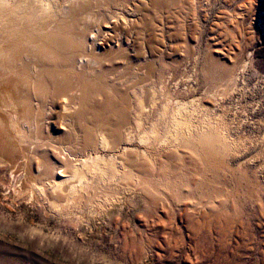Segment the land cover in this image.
Here are the masks:
<instances>
[{"label": "rangeland", "instance_id": "374dc122", "mask_svg": "<svg viewBox=\"0 0 264 264\" xmlns=\"http://www.w3.org/2000/svg\"><path fill=\"white\" fill-rule=\"evenodd\" d=\"M97 5L87 12L85 23L69 24L66 34L61 33L60 45L53 49L61 60L40 64L46 66L44 80L60 87L56 102L50 100L54 114L43 121L48 131L64 139L62 125L75 126L70 128L77 135L65 138L64 144L72 145L68 149L78 157L84 131L117 124L119 116L122 130L134 128L132 93L146 95L153 88L159 106L198 100L195 120L203 126L218 123L226 141L192 150L153 142L150 161L127 164L137 184L108 180L95 190L93 205L84 200L62 215L30 196L32 185H39L41 152L47 150V158L56 163L58 157L71 156L53 146L40 147L47 139L23 140L6 125L15 152L4 159L16 167L14 175L23 187L18 190L2 180L0 169V264H264V0H103ZM75 32L87 40L75 51L78 56L65 45L64 36L71 40L69 34ZM35 35L29 32L31 39ZM90 45L98 60L85 72L78 67ZM231 76L235 83L225 89ZM35 98L33 111L41 101ZM64 98L72 101L71 112L76 110L68 119L60 109ZM37 109L42 118L46 111ZM93 148L88 146L87 153ZM124 149L128 155L145 147L135 133L110 155L123 162L128 157Z\"/></svg>", "mask_w": 264, "mask_h": 264}, {"label": "bare ground", "instance_id": "6f19581e", "mask_svg": "<svg viewBox=\"0 0 264 264\" xmlns=\"http://www.w3.org/2000/svg\"><path fill=\"white\" fill-rule=\"evenodd\" d=\"M101 1H103V0H0V109H5V112L0 111V138H1V143H0V169H1V174H2L1 175L2 180H4V181L7 180L9 182L10 186L12 185V186L16 187V189H18V190H21V188L23 187V183H22L21 179L18 180V178L15 177V175H14V169L16 167L14 165H10L12 162H8L6 158L4 159V156L6 154L10 156V154L14 151V148H15V147H13L14 144L10 140V138L13 137V135L12 136L10 135V137H9V135L6 134V131H5L6 125L7 126L12 125L11 127H13V129H14V131L12 133L15 134V136L17 135L18 137H21L23 140L24 139H30V140L35 139L36 141L41 142L42 140L44 141V139H47L48 144H42V145H40V147H42L43 145H47L51 148L53 146L55 148V150L57 149L58 152H60V153L66 152L67 155H69L71 157L70 158L67 156L64 157L63 156L64 154L63 155L61 154L64 158L62 157L60 159V157H58L57 161L59 160L60 162L58 161L56 163V162H52L51 160H49L47 158V150H44L43 152L40 151L41 153H43L44 161H43V159H40L41 163L43 162L42 163L43 166L41 165V171H39V173L37 172L40 175V178L38 177L39 185H35V184L32 185V194L30 196V200H32L33 202H37V203L43 202L44 204L49 205V207L53 211H56L58 214L60 213L62 215L70 214L71 210L76 208V207H79L84 200H86L88 202V204L91 203L93 205L94 198L97 196V193H95V190L99 189L101 184H103L104 182H106L108 180H111V179H113V180H115V179H127L130 182L137 184L136 179L133 177L132 172L130 173V168H131L130 166H135V163H137L140 160L147 161L150 159L149 154H148V150L153 148V145H152L153 142L160 143L158 147L167 148L170 144L172 146L178 144V145H180V147L182 146L188 150H192V149H195L196 146L199 148H202V149H208L210 147L213 148L214 143L226 141V136H225V134L222 133L223 131L220 128V126L218 125V123H216V124L210 123L208 126H203V125H201L200 122L195 120L196 116L200 110V106H201L198 100H192L190 102L176 101L173 104H171V106H170V104H164V105L161 104L159 106L157 104L156 92L153 88L148 89V91L146 92V95L144 94L143 91H140L138 93H135V92L132 93V96H133V98H132L133 108L132 109H133V111H132V120L131 121H132V125L134 128H128V130L127 129L122 130L120 127V123H122V122L119 121V119H121L120 116L118 115L119 116V119H118V117H115V115H113L117 120V121L116 120L115 121L119 122V123H117V124H114V123L113 124H111V123L106 124L107 123L106 122V123H102V126H98V128H95L93 131L91 129L90 130L91 132L87 129L89 131V133L84 131V137H83L82 142H84L83 148L86 150L83 149L82 153L80 152L81 154L78 157H75V154L72 153L71 150H69L70 148L68 149V147L70 146L69 144H68L69 145L68 147L65 146L66 143L64 144L65 138L69 139L71 137L72 138L75 137L76 131L72 130V128L75 126H70L69 124L62 125V126H64V129L66 128L65 133L62 131L64 136L61 135V138L63 136L64 139L63 138L60 139L59 136L55 137L57 134L55 136H53L54 134L52 135L51 132L48 131L50 126H49V124L44 125L45 122H43V121L47 120V119H51L52 115L54 114V113L51 114L52 108H49V105L51 103L50 100L53 101V99L55 98V95L59 91L58 88H60V87H58V84L56 85V83L53 80H51V82L44 80L43 76H45V74L43 75V72H44L43 70H45L46 66L43 64L45 66V68H42V66L40 64L45 60H50V61H52V63L53 62L56 63L59 60H61V59H59V57L57 55L58 52L56 51L57 53H55L53 50L54 48L56 50V47H59L58 45H60V43L58 44V42L60 41V39L62 37L61 33L66 34V28L69 27V24H72V23L75 24V23H80V22L85 23V21L87 20V16H86L87 12L89 10H91L92 8H94L95 6H98L97 4H99ZM189 3H191V2H189ZM88 21H89V19H88ZM90 22H91V20H90ZM81 27H82V25H81ZM31 31L35 34L37 33L38 36L35 35L36 37L31 39V37L29 36V32L31 33ZM44 31H46V32H44ZM79 32H82V31H79ZM75 33H73V34L68 33L70 35L69 38L71 37L70 39L72 41L69 40L68 37L64 36L66 38L65 41H67V43L65 45L68 46L70 53H72V51L75 53L76 50L80 49V44L85 43L87 41L83 37V35H85L84 33L82 36H79V37L77 35L78 32L76 34ZM99 37H100V30H98L97 33L94 35L92 42L95 44V42L98 40ZM33 39H35L36 41L35 42L32 41ZM38 42H41V44H38ZM90 44H92V43H90ZM90 46H92V45H90ZM82 48H83L82 50H84V47H82ZM94 51L96 52L95 47L93 45L92 49L89 51V53L84 55L85 57H87L86 61L84 63H81L80 67H78V68H80L86 72L87 70H89L91 68V66L93 64L95 65L96 59L98 56H97V54L94 53ZM67 52H69V51H67ZM74 55H76V53ZM104 55H106V54L104 53ZM114 55H116V54H114ZM76 56H78V53ZM71 57L69 56V59L74 61L75 58H71ZM112 57H113V55H112ZM72 61H70V62H72ZM46 62H44V63H46ZM65 62H66V60H65ZM79 64H77V65H79ZM56 65H58V64H56ZM40 66L42 69L41 70L38 69V71H36L35 69L40 67ZM72 66H73V64H72ZM145 70H146V68H145ZM73 71H74V69H73ZM30 72L32 74H30ZM65 73L67 74V72H65ZM65 73H63V74H65ZM78 73H80V72H78ZM85 74H87V73H85ZM25 75H26V77H25ZM52 76H53V74H52ZM75 76H77V75H74V77ZM79 76H80V74H79ZM126 76H127V74H126ZM186 78H188V77H186ZM68 80H69V78H68ZM68 80H66V81H68ZM57 81H59V79ZM60 81H61V79H60ZM76 82H78V81H76ZM234 83H235V78H233L232 76L228 77L226 80L225 89H231L232 86L234 85ZM107 84H108V82H107ZM21 85L24 87V89H22V87H21L22 90H20ZM59 85H60V83H59ZM62 88H64V87H62ZM67 88H69V86ZM84 92L85 91H83V93ZM91 92H92V90H91ZM115 93H117V92H115ZM85 95H83V96H85ZM33 97L34 98L36 97L42 101V102L41 101L39 102L40 104L38 103L40 107H35L34 111L32 110L34 104L32 106V102H31ZM36 98H35V100H36ZM59 98L60 97H58V99ZM102 100H103V98H102ZM65 101L66 102L63 104V106L60 109L63 111V117L65 116L68 119V117H71V115L75 114L76 110H75V112L74 111L71 112L72 101H70L67 98L65 99ZM85 101H86V99H85ZM55 102H56V98H55ZM57 102H58V100H57ZM52 104L53 103H51L50 106L53 107ZM78 104H79V102H78ZM58 105H59V103H58ZM108 107H110V106H108ZM37 108H40V110H42V111H46L42 118H41L42 115ZM30 110H32V111H30ZM78 110H79V108H78ZM91 110H93V109H91ZM53 111H54V109H53ZM96 114H98V113H96ZM205 114H207V113H205ZM60 116L57 118L60 119ZM99 119H100V117H99ZM52 121H54V120H52ZM109 121H108V123H109ZM164 121H166V124L164 127H162L161 123ZM220 123H222V122H220ZM146 124H147V127L145 128L144 126ZM11 127H10V129L12 130ZM70 127H72V128H70ZM85 128H86V126L82 127V131ZM8 129L9 128L7 127V130ZM74 129H76V128H74ZM11 130H10V132H11ZM7 133H9V130ZM135 133L138 135L139 144L144 146L145 150H143L142 152L141 151H136V152L131 151L130 154L127 155V154H125V149H124L122 151L123 156H128V157L123 162L119 161V158L116 157L114 154L110 155V152L112 150H116V149L118 150L119 149V143L120 142H122L124 140L131 141L132 138L134 137ZM3 139L5 141H3ZM13 139H16V138H13ZM90 145H94V147H96L95 149L93 148L94 152L92 154L87 153V148ZM35 147H36V144H35ZM65 147H67V148H65ZM121 148H122V146H121ZM128 150H130V149H128ZM128 150H126V151H128ZM196 151H194V152H196ZM104 152H108L109 156L103 155ZM176 153H177V151H176ZM54 155H56V154H54ZM44 156H45V158H44ZM20 157H22V156H20ZM40 157H42V156H40ZM16 158H17V156H16ZM27 163H29V162H27ZM173 163L174 162H172V164ZM127 164H129L130 166H128ZM26 166H25V168H26ZM62 166H64V168H66V170L62 169L61 168ZM136 167H138V166L136 165ZM141 169H143V168H141ZM26 170H28V167L26 168ZM143 172H145V171H143ZM139 174H141V173H139ZM132 183H131V185H133ZM139 189H140V187H139ZM98 192L101 193V191H98ZM100 196H102V195H100ZM96 206H95V208H96Z\"/></svg>", "mask_w": 264, "mask_h": 264}]
</instances>
